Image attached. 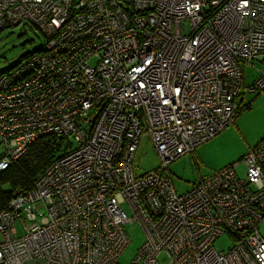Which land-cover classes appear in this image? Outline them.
Returning <instances> with one entry per match:
<instances>
[{
    "label": "built area",
    "instance_id": "built-area-1",
    "mask_svg": "<svg viewBox=\"0 0 264 264\" xmlns=\"http://www.w3.org/2000/svg\"><path fill=\"white\" fill-rule=\"evenodd\" d=\"M22 23L46 41L0 75V170L42 135L70 146L0 209V264H118L128 223L129 264H264V137L182 194L168 171L245 109L243 66L264 90V0H0V30ZM144 135L160 165L136 175Z\"/></svg>",
    "mask_w": 264,
    "mask_h": 264
},
{
    "label": "rangeland",
    "instance_id": "rangeland-1",
    "mask_svg": "<svg viewBox=\"0 0 264 264\" xmlns=\"http://www.w3.org/2000/svg\"><path fill=\"white\" fill-rule=\"evenodd\" d=\"M44 41L39 30L30 23L4 28L0 31V70L14 66L23 56L41 48ZM90 63L94 64V60ZM259 70H263V66L258 61L243 66V86L240 89L238 105L246 108L238 112L234 121L198 146L195 153L186 154L170 163L168 171L177 193L189 191L199 178H206L215 171L239 162L264 137V90L249 91L259 76ZM3 152L4 146L0 142V155ZM159 165V156L150 139L144 135L135 154L134 173L143 175L157 169ZM236 171L241 178L245 177L242 163ZM122 209L130 216L126 205H122ZM15 227L18 236L24 234L20 222ZM125 229L130 242L119 256L118 264H129L145 240L137 223H128ZM260 232L264 234V220L260 223ZM231 245L232 240L227 234L214 241V247L218 251L226 252ZM163 261H167L165 256Z\"/></svg>",
    "mask_w": 264,
    "mask_h": 264
},
{
    "label": "trees",
    "instance_id": "trees-1",
    "mask_svg": "<svg viewBox=\"0 0 264 264\" xmlns=\"http://www.w3.org/2000/svg\"><path fill=\"white\" fill-rule=\"evenodd\" d=\"M3 29L4 28L1 30ZM40 33L45 40L44 34L42 32ZM43 46L23 56L14 66L1 69L0 75L14 71L23 60L31 54L41 50ZM69 146V140L64 141L62 138H56L50 134L42 135L28 146L26 152L18 160L9 163L6 168L0 170V209H4L7 206L16 191L31 188L34 181L46 167L49 166L54 159L66 152Z\"/></svg>",
    "mask_w": 264,
    "mask_h": 264
},
{
    "label": "crops",
    "instance_id": "crops-1",
    "mask_svg": "<svg viewBox=\"0 0 264 264\" xmlns=\"http://www.w3.org/2000/svg\"><path fill=\"white\" fill-rule=\"evenodd\" d=\"M195 152H196V149H195L194 153H195ZM1 155H2V154H1ZM1 155H0V157H1ZM212 174H213V173H212ZM212 174H211V175H212ZM211 175H210V176H211ZM208 177H209V176H208ZM199 179H201V178H199Z\"/></svg>",
    "mask_w": 264,
    "mask_h": 264
}]
</instances>
